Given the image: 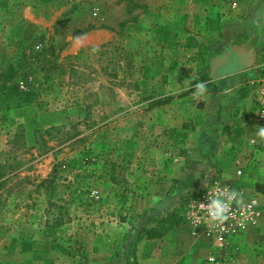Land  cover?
I'll return each instance as SVG.
<instances>
[{"label":"rangeland","instance_id":"rangeland-1","mask_svg":"<svg viewBox=\"0 0 264 264\" xmlns=\"http://www.w3.org/2000/svg\"><path fill=\"white\" fill-rule=\"evenodd\" d=\"M250 38L264 0H0V264H264V148L241 125L248 165L193 158L212 62ZM217 182L251 205L222 240Z\"/></svg>","mask_w":264,"mask_h":264},{"label":"crops","instance_id":"crops-1","mask_svg":"<svg viewBox=\"0 0 264 264\" xmlns=\"http://www.w3.org/2000/svg\"><path fill=\"white\" fill-rule=\"evenodd\" d=\"M253 41V38H250L249 44H236L233 41V44L222 51L224 53L236 46L245 47V52L240 51L238 54H233L239 60L236 68L239 67L241 70L239 69L238 72L235 68L231 71L229 67L224 66L216 73L221 76H217L210 69L213 84L220 88L215 100L217 103L213 102V106L208 103L201 118L196 120L198 143L193 158L200 161V158L203 157L202 161L207 162L223 178L230 175L232 171L234 172L238 166L248 165L244 156L248 151L254 150V148L246 150L242 146L243 136L248 135L240 128L241 118H244L254 108V92L246 85L250 84V81L246 83L247 80L241 77L246 73L249 80L255 78L256 68L254 66L259 63L262 56V46H251ZM250 49L255 50L254 57L252 65L246 68L244 64L249 61L248 51ZM253 70L255 71L253 72ZM250 161L255 162L251 159Z\"/></svg>","mask_w":264,"mask_h":264},{"label":"clouds","instance_id":"clouds-1","mask_svg":"<svg viewBox=\"0 0 264 264\" xmlns=\"http://www.w3.org/2000/svg\"><path fill=\"white\" fill-rule=\"evenodd\" d=\"M84 39L85 37L83 36L75 37V44L77 46L81 45ZM92 51L95 54L99 51V48L93 47ZM194 88L195 91L192 93L194 99H199L208 91L207 83L203 81L196 83ZM255 137L259 138L261 142H264V127H256ZM253 143H255V140H253ZM207 199L211 202L207 205L200 204V206L207 211L208 217L217 227L222 226L224 222L229 219V216L231 215L229 208L233 201H235L237 207L242 210V214L248 213L251 208V205L245 204L242 193L231 191L227 186L221 190L219 182H217L213 191L209 192Z\"/></svg>","mask_w":264,"mask_h":264},{"label":"built area","instance_id":"built-area-1","mask_svg":"<svg viewBox=\"0 0 264 264\" xmlns=\"http://www.w3.org/2000/svg\"><path fill=\"white\" fill-rule=\"evenodd\" d=\"M256 68V77L253 79L252 83L254 85L253 92H254V108L253 110L247 114L244 118H241V125L242 128L244 127L245 130H247V133H252L251 136V144L253 146H258L264 148L263 145H261L259 142V138L255 137V131L256 127H264V42L262 43V56L259 60V63L255 66ZM253 140H255V143H253ZM225 187H220L221 190H223ZM230 190V188H228ZM211 201L206 200L203 202V205L209 204ZM235 201L231 204L229 211L231 212V215L229 216V219L224 222L222 226H219L217 228V232L220 233L221 240L224 238V235L228 233L229 231V223L233 218L236 217L237 208H234ZM201 208V206H200ZM201 210H204L201 208ZM206 213L204 216L207 215V211L204 210ZM236 211V212H235Z\"/></svg>","mask_w":264,"mask_h":264},{"label":"trees","instance_id":"trees-1","mask_svg":"<svg viewBox=\"0 0 264 264\" xmlns=\"http://www.w3.org/2000/svg\"><path fill=\"white\" fill-rule=\"evenodd\" d=\"M19 80H20V78H17L16 79V83L3 82L2 84H0V93H4L5 91L8 92L9 89H12V87H11L12 85L18 84L17 82ZM13 90H19V89L14 86ZM24 93L28 94L26 92H24ZM2 183L4 184V182H1V184ZM45 183H46V181H45ZM61 222H62V220L60 218H58L56 220V224H58V225ZM168 223H174L175 226H180L181 225V221L177 220V214L175 212L168 213L160 221L161 227L157 226V227H152V228H146L145 230H143L140 233L139 240L140 239L142 240L144 238H146L147 240H155V239H160V238L164 237L167 234V232L169 231V228L166 227V225H168ZM54 247L55 248H58V247L61 248V246L59 244L55 245Z\"/></svg>","mask_w":264,"mask_h":264},{"label":"water","instance_id":"water-1","mask_svg":"<svg viewBox=\"0 0 264 264\" xmlns=\"http://www.w3.org/2000/svg\"><path fill=\"white\" fill-rule=\"evenodd\" d=\"M246 48L243 47V46H236L234 48H230L228 49L227 51H225L221 56L215 58L212 62V65H211V70L212 72L217 75V76H221V74H216L218 70H220L224 65L226 66V64L228 63L229 59L231 58V55L233 53H239L240 51H244L245 52ZM254 52L255 50L254 49H250L248 51V56H249V61L244 64V66L246 68H249L252 64V59L254 57ZM243 65V64H242ZM240 68L237 67L236 70L239 72Z\"/></svg>","mask_w":264,"mask_h":264},{"label":"flooded vegetation","instance_id":"flooded-vegetation-1","mask_svg":"<svg viewBox=\"0 0 264 264\" xmlns=\"http://www.w3.org/2000/svg\"><path fill=\"white\" fill-rule=\"evenodd\" d=\"M245 44H249V42L245 43ZM223 54V53H222ZM220 54V56L222 55ZM233 54H238V53H233ZM233 54L231 55L232 58L229 59L228 63L226 64L227 67H229V69L232 71V69L236 68V65L238 64L239 60L237 57L233 56ZM219 57V56H218ZM225 66V65H224ZM223 66V67H224Z\"/></svg>","mask_w":264,"mask_h":264}]
</instances>
